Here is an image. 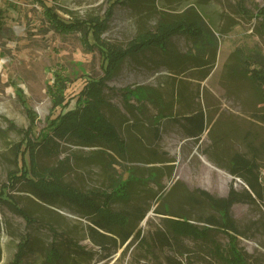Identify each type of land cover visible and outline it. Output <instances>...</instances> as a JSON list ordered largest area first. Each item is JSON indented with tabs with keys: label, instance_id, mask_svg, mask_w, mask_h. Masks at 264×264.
<instances>
[{
	"label": "rangeland",
	"instance_id": "374dc122",
	"mask_svg": "<svg viewBox=\"0 0 264 264\" xmlns=\"http://www.w3.org/2000/svg\"><path fill=\"white\" fill-rule=\"evenodd\" d=\"M47 1L66 20L98 16L107 25L101 37L115 46L126 48L131 40L147 31L157 39L171 31V37L166 45L156 42L160 44L130 54L110 78L101 81L105 99L101 109L114 123H118L123 108L128 110L126 104L133 106L132 124L145 123V128L136 125L145 133L137 137H125L115 127L127 141L126 154L123 148L119 152L109 142L103 146L85 145L76 136L65 138L67 129L64 134H56L48 126L62 83L68 86L66 92L70 97L78 92L86 77L94 80L105 77L99 47L88 48L82 31L62 33L53 28L38 0H5L0 4L4 19L0 29V189L9 184V171L18 169L15 144L28 134L27 159L38 186L43 187L41 182L50 183L54 175L49 170H56V177L61 175L85 206L75 202L77 199L42 204L24 181L13 190L9 186V194L21 206L31 207L37 216H50L54 227L39 220L29 223L9 202L0 199L2 264H47L54 241L63 255L69 257V262L61 264H71L73 257L77 258V264H170L168 256L177 253L174 248L178 245L191 250L189 255H178L186 263L218 264L210 253L214 243L221 244L229 256L243 247L253 255L254 264L258 263L256 258L264 264V201L259 198L232 206L236 237L231 234L235 233L233 229L226 231L222 226H212L214 230L207 239L183 235L178 241L173 239L170 246L157 234L158 230L166 229L167 217H177L169 214L172 211L189 214L192 218L189 220L201 227L210 225L206 222L209 215L219 216L217 210L204 202L193 206L187 203L183 197L187 189L203 188L226 196L231 187L240 192L248 187L244 178L227 169L235 151L257 159L264 185V119L260 117L264 102L256 98L251 82L242 75H233L227 65L234 61L232 52L236 48L259 47L264 53V35L256 32V19L243 15L237 7L242 1L257 12L258 6H264V0ZM190 4L214 26L218 45L214 63L211 51L205 55L212 66H196L185 56L197 53V47L200 50V44L188 34L195 32L196 27L158 26L162 19H173ZM204 37L206 45L210 43L213 48V35ZM171 51L172 55L175 52L184 55L181 61L185 72L176 73V68L165 61ZM208 70L209 74L202 77ZM51 85L54 92L49 91ZM154 90L159 98L173 100L171 115L176 116L164 121V130L170 131L160 139L148 135V124L158 108L146 98L147 92ZM180 92L187 100L181 101ZM97 94L90 90L85 95V104L73 116V126L82 122L79 126L85 129L90 120L99 118L94 108L102 100ZM188 98L192 105L201 103L208 115V127L198 139L185 137L181 125L184 113L188 112L185 106ZM62 122L70 123L67 119ZM89 133L91 137H105L102 133ZM97 148H103L106 154L96 152ZM128 181L135 182L128 184ZM137 207L140 210L136 211ZM124 210L131 214L145 239L131 237L126 243L109 239L105 246L95 244L89 236V225L98 212L105 218L119 220L117 213ZM141 214L145 215L143 219L139 218ZM27 238L30 245L20 259L19 246L25 245Z\"/></svg>",
	"mask_w": 264,
	"mask_h": 264
},
{
	"label": "trees",
	"instance_id": "16d2710c",
	"mask_svg": "<svg viewBox=\"0 0 264 264\" xmlns=\"http://www.w3.org/2000/svg\"><path fill=\"white\" fill-rule=\"evenodd\" d=\"M120 1V0H119ZM38 3L43 7L46 20L49 24L55 28L56 30L62 33H72L76 31H82L83 33V42L85 44H89L88 48L93 49L94 46H98L102 52L103 63H104V73L105 77L100 80H94L93 78L86 77L83 85L80 87L78 92L73 96L67 97V88L68 86L62 83L60 86L61 93L59 92L60 97L57 101H55V106L53 111L49 117L48 126L54 130L56 134H64L65 130V138L67 136L75 137L79 142L85 145H104L105 142H109L113 144V148L120 152V149H124L125 153L129 151V146L127 144L126 139L120 136L115 128L117 125L103 112L101 109V104L103 105L105 99L101 90V81H105L110 78L116 68L121 64V62L126 59L130 54L136 53L146 46L151 45H159L162 42V45H166L171 37V31L166 32V34L157 39L155 35H151L150 31H147L144 34H139L136 38L130 41L129 45L126 48H122L119 46H115L107 41H105L101 37V32L105 29L106 22L100 19L98 16H90L87 19H79L76 18L72 21L64 19L51 5L47 0H38ZM238 10L239 12H243L242 14L245 16H250V18H255V29L256 32L264 35V6H258L257 12L251 11L245 5H243L242 1L238 2ZM113 12H109L110 15ZM207 19V20H206ZM167 20V21H166ZM4 23L3 12L0 9V29L2 28ZM194 26L196 27V31L188 34L193 38L195 43L200 44V50L197 47V53L195 54H185L187 58L195 63L196 66H212L211 61L206 59L205 55L208 51L212 52V61L214 63L215 59V49L217 50V35L212 28V23L210 19L206 16L204 18L203 14L199 12L198 9L193 4H190L180 15H176L173 19H162L161 23L158 25L163 26L165 28H169L171 26ZM214 27V26H213ZM179 29L177 28L176 31ZM200 32L199 35L196 32ZM206 31V35L205 32ZM208 33V34H207ZM214 37V47L204 41L205 37L210 35ZM86 45V46H87ZM166 51V49H164ZM214 52V53H213ZM168 54V53H167ZM182 56L178 52L172 55V51L169 55L166 56L165 61H167L171 66H174L177 72H185L184 64L182 60ZM227 64L229 66V70L233 75H242L247 78L254 89V93L259 102H264V53L263 50L259 47L254 48H236L232 52V60ZM232 62V63H230ZM184 69V70H183ZM210 70L202 77H205L209 74ZM61 75V74H58ZM58 81V77H56ZM96 83V84H95ZM54 85L49 87V91H53ZM20 91H23V88L19 87ZM90 90L97 91L98 97L102 100L100 104L96 105L98 117L93 120H90L89 124L84 128L80 127L79 124H83L82 122L74 123V126L71 122H75L73 116L78 113V111L82 108L84 103L85 95L90 92ZM54 92V91H53ZM152 92V91H151ZM159 94L157 91H153V93L147 92V100L152 102L158 108L159 115L162 117L171 115L172 108L174 106L173 100L167 101L164 99V96L159 98ZM181 101L182 99H186L182 92H180ZM190 98V97H189ZM185 103V106L188 107V112H185L183 118V122L181 123L183 132L186 136L193 137L198 139L202 137L203 133L208 127V115L206 109L200 105H192L188 103L191 99ZM146 100V102H147ZM177 100V99H176ZM128 107V111H133V106L126 104ZM57 109V111H55ZM57 113L55 114L54 113ZM87 113L88 107L86 108ZM33 116V114H32ZM173 118H176L175 115H171ZM264 119V112L260 115ZM34 120V116L32 117ZM63 119H67L68 122L64 125L62 122ZM159 119V117H158ZM161 119V117H160ZM61 121V123H59ZM79 121V120H78ZM100 121V123H99ZM71 124V125H70ZM93 124V126H91ZM70 126H72L70 128ZM88 128V129H87ZM89 131L102 133L105 137H91ZM31 132V129H29ZM152 132L154 133V137L160 139V127H152ZM107 135V137H106ZM30 149V139L28 138V134L21 140L18 144H15L14 156L15 161L17 163V170H10L8 173L9 184L4 185L0 189V199L4 202H9L12 208L25 217V219L31 223L39 220L40 222L48 225L49 227H54L52 225L53 219L50 216H37L34 214V211L31 207L21 206L19 201L15 198L14 195L9 194V186L10 189L16 187V185L24 181V183L28 186V188L39 198L36 201L41 202L42 204H52L55 205L58 203V200H66L69 199L71 201H75L76 198V190L71 189L65 185V182L62 181L61 175L57 176L55 173L56 170H49L52 175H54V179L48 182H41V187L38 186L35 179L32 178L33 169L29 166L27 155ZM98 150V151H97ZM96 152H100V154H106V151L103 148H97ZM127 154V153H126ZM217 156H219L216 153ZM164 161V160H162ZM221 163V162H220ZM222 164V163H221ZM258 161L255 157H250L246 153L241 151H235L229 158V163L227 164V169L234 175L240 176L245 179L248 184L242 192L236 190V188L231 187L228 194L226 196H217L207 189L203 188H195L193 190H186L183 197L186 199L187 203H190L192 206L196 203L204 202L211 208L218 211V215L211 214L207 217L206 222L210 225L199 226L194 222H191L189 219H192L189 214H185L184 212H175L172 211L169 214H172L177 217H167L166 229H160L157 231L159 238L162 241L172 246V240L175 239L178 241L179 237L183 235L192 236L196 239H207L209 238L210 232L214 230L212 226H222L224 230L229 231L233 229L235 233H231L232 236H237V229L234 225V220L231 214V208L236 202L246 201V202H255L257 199H261L264 201L263 182L260 180L258 170ZM44 171H47L43 169ZM132 181V180H131ZM128 181V184L129 182ZM135 182V181H133ZM131 182V183H133ZM131 185V184H130ZM43 188V189H42ZM130 193V189L129 192ZM41 200V201H40ZM77 202L82 207L83 204L77 199ZM91 208V207H90ZM140 210L137 207L136 211ZM119 215V220L113 218H105L104 215L98 212V215L93 218V223L89 225V236L93 240V242L99 246H105V242L109 239H120L121 243H126L131 237L140 238L141 240L145 239L143 232L141 229H138L134 224V220L131 217V214L128 211H119L117 213ZM185 215L188 217L186 219ZM145 215L141 214L139 218L143 219ZM30 245V238H27L25 245H20L18 257H22V255L26 252L27 248ZM50 254H47L46 263L47 264H61L62 261L68 260L69 257L63 255V250L55 241L52 243L49 248ZM177 252L175 255L168 256V261L170 264H193L192 261H188L186 263L183 259H181L178 255H189L191 251L189 248L178 245V247L174 248ZM1 252V250H0ZM210 253L213 255L215 260L218 261V264H254L253 255H251L248 251H246L243 247L237 249L232 252V255L229 256L226 250L219 243H214V246L210 248ZM257 264H263L262 261H258L256 258ZM71 264H77V258L73 257L70 261Z\"/></svg>",
	"mask_w": 264,
	"mask_h": 264
},
{
	"label": "crops",
	"instance_id": "0c3cea01",
	"mask_svg": "<svg viewBox=\"0 0 264 264\" xmlns=\"http://www.w3.org/2000/svg\"><path fill=\"white\" fill-rule=\"evenodd\" d=\"M175 107H177V105ZM122 110H123V113H120V119L118 120V123L115 121V124L118 126L119 130H121L122 134L125 137H137L139 135H145V133L141 129L139 130L137 129L139 126L136 127V125H140L142 128H145V123L142 122L140 124H132V121L130 120L131 115L129 111L125 108H123ZM158 117H159V111H157V114L155 115L152 123L149 122L148 124L149 125L148 135L154 136V133L152 132V127H156V126L160 127L161 137L164 135V133H166V131H170V128L167 130L166 129L164 130L165 128L164 121L169 120V118H173V117L171 115L161 117V119L160 118L158 119ZM184 136L189 137L186 135ZM2 258H3V255L0 252V264H2V261H3Z\"/></svg>",
	"mask_w": 264,
	"mask_h": 264
},
{
	"label": "built area",
	"instance_id": "2783aa9c",
	"mask_svg": "<svg viewBox=\"0 0 264 264\" xmlns=\"http://www.w3.org/2000/svg\"><path fill=\"white\" fill-rule=\"evenodd\" d=\"M5 0H0V4L2 3V2H4Z\"/></svg>",
	"mask_w": 264,
	"mask_h": 264
}]
</instances>
